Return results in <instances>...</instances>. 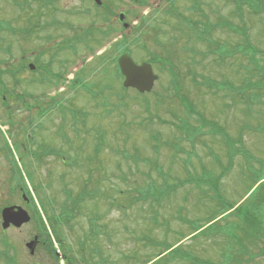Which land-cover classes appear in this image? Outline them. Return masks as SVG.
<instances>
[{
	"label": "rangeland",
	"instance_id": "1",
	"mask_svg": "<svg viewBox=\"0 0 264 264\" xmlns=\"http://www.w3.org/2000/svg\"><path fill=\"white\" fill-rule=\"evenodd\" d=\"M28 1L17 0L15 4L0 0V71L3 81L10 85L7 101L2 104L0 100V208L11 204L29 213L17 190L11 194L13 187L22 189L21 174L42 202L47 217L52 218L54 230L63 237L65 254L79 264H218L230 259L240 264H264V91L251 89L260 78L254 69L251 71L248 57L240 54L244 52L237 47L242 44L241 34L222 29L210 33L213 51L217 48L214 44H225L228 49L223 50L228 52L223 57L206 54L205 41L195 38L198 22H206L201 16L204 14L212 24L222 19L244 27L251 44L264 51V14L251 13L244 6L238 15L232 3L222 0H194L197 11L192 0H174L173 8L163 0H143L149 7L135 11L137 15L148 12L145 23L132 17L127 20L136 30L140 28L138 33L128 34L132 59L141 63L159 52L156 42L165 44L180 88L175 91L168 74L154 66L158 81L147 96L137 97L119 88L111 65L103 68L100 63V57L115 54L114 37L91 44L97 50L93 54L87 52L84 43L76 46V57L67 58V51L60 54L56 60L67 63L68 72L58 88L39 85V71L22 73V64L34 62L38 51L44 56L34 65L45 66L56 51L51 49L72 33L68 25L86 28L95 18L89 15L96 13L85 0H49L52 8L40 3L48 0ZM104 1L115 11L126 8L117 0ZM261 3L264 5V0ZM84 10L89 14H82ZM38 11L45 28L31 34L24 31L27 25L28 30L37 23L32 15ZM176 13L180 21L174 18ZM182 18L189 19L194 28L186 27ZM45 21L59 25L50 29ZM179 22L181 32L176 29ZM94 23L102 30L106 28L99 20ZM110 27L118 26L112 23ZM96 32L94 28L93 37H101ZM23 54L26 59L21 60ZM5 65L10 66L16 86L10 76H5ZM49 67L53 72L59 69L55 63ZM80 67L85 70L84 81L98 92L97 101L104 107L91 101L79 90L80 85L73 91L67 88L72 77H78L75 73ZM188 72L196 75L198 85L190 81ZM239 90L244 91L245 98L257 93L258 102L242 105L236 94ZM17 94L24 95V107L16 101ZM121 95L127 99L120 102ZM180 100L201 113L207 125H217L218 139L223 134L230 139L241 137L242 149L225 152L220 141L215 144L216 137L204 132L188 138L181 132L185 127L181 122L188 128L199 124L194 117H187ZM41 112L45 114L42 117ZM8 118L14 121L13 127ZM176 145L178 149L171 148ZM95 146L100 153L94 158ZM241 150L242 156L235 155L227 164ZM210 152L218 155L217 161ZM222 171L226 174L220 178ZM208 182L215 192L208 188ZM83 187L92 195L72 203ZM145 193L150 195L147 199L141 196ZM227 204L243 207L238 215L221 216ZM247 211L253 223L250 238L238 230L240 214ZM211 220L212 225L208 224ZM47 226L51 229L50 224ZM34 234L32 222L5 231L4 237L15 247L17 263L54 264L43 247L36 245L30 255L25 245ZM238 237L243 247L233 243ZM175 245L184 251L181 256L186 255V259L169 262L168 256L157 257Z\"/></svg>",
	"mask_w": 264,
	"mask_h": 264
},
{
	"label": "trees",
	"instance_id": "2",
	"mask_svg": "<svg viewBox=\"0 0 264 264\" xmlns=\"http://www.w3.org/2000/svg\"><path fill=\"white\" fill-rule=\"evenodd\" d=\"M13 1L16 4L17 1L16 0H13ZM222 1H225L228 4L232 3L233 6H234V13L238 14V15H240L242 13V9H243L244 6L247 9H249V11L251 13H255L256 14L258 12H261L262 14H264V5H262L261 0H222ZM25 2L28 4L29 1L25 0ZM172 2H173V4L170 3L171 6L169 8H173L174 1H172ZM194 3H195L194 0H192V4H193L192 8H193L194 11H197L196 8H195L197 6ZM174 15H175L174 18H176V19L179 18V14L176 13ZM202 15L205 17L206 22L205 21L204 22L203 21L198 22V30H197V33L195 35V38H196L197 41H205V43H206V45L208 47L207 48L208 51H207L206 54L215 53L216 55H218L220 57H223V55H225V54L228 55L227 54L228 52L225 53V54L223 53V50H228L226 48L225 44L224 45L214 44L215 46L217 45V48L215 49V51H213V49H211V46L214 43L211 40V38H210V33L212 31H214L216 29H222V30L229 31L230 33H233V34H241L242 44L237 46V47H240V48H238L239 50L243 49L244 52L240 53V54L246 55L248 57V59L250 61V64L252 66L251 71L254 69L256 71L255 72L256 75L260 78V80L258 81V83L256 85L251 86V89H256L257 90V89L261 88L264 91V51H261V52L257 51L256 48L251 44L250 37H249V34L247 33V30L244 29V27H236L230 22L222 21V19H220V21L216 22L215 24H212L207 16H205L204 14H201V16ZM182 20H183V23L185 24L186 27H188L190 29L194 28L193 25H192V22H190L189 19L182 18ZM179 24H180V22L178 23V27H176V29L181 31L182 29H181ZM96 33H97L96 35H99V36H100V34L102 36L106 35L105 33L100 32L99 28L97 29ZM88 36L89 37L86 38L83 41V43H85L87 46H89L92 43L93 44H97V42L100 40V38H98L99 39L98 40L97 38L93 37V32L92 31L89 32ZM79 41H81V40H79ZM231 49H233V48H231ZM258 56H260V58ZM7 68L8 67H5V69H7ZM248 71L249 70L246 69V72H248ZM6 72H8V73L5 74V75H9V76L11 75L13 77V79H15V77L12 75L10 70H6ZM2 78H3V73L0 71V83L1 82L3 83ZM192 79H193L192 81L194 82V84H196V79L195 78H192ZM172 80L175 83L176 82V77H172ZM2 83L0 84V95L4 96L5 94H7L6 91H8V88L10 87V85L9 84H4V83L2 84ZM249 83H250V81L248 79V82L246 83L247 84V89L249 87L248 86ZM174 86L176 88V85H174ZM225 86L226 85H222V87H225ZM243 92H244L243 90L242 91L239 90L236 93V94L240 95L242 105L245 103V104H248L250 106H253L254 104H256V102H258L257 100L259 99V95L257 93L251 92L250 94H248V97L245 98V96L243 95ZM263 94L264 93H262V95ZM188 112L191 113L192 110H189ZM211 125L209 126V125L205 124L204 122H202L198 127H200V130H203V129H205V127L206 128L208 127L207 131L205 133H209V134L217 133L218 132L217 125H212V126ZM177 128L180 129L179 127H177ZM185 129L187 131L188 126H186ZM242 130H244V127L242 128ZM231 161H232V159H230V163H231ZM223 174H224V172L222 173V175ZM218 179H220V178H218ZM19 182L21 183V188H22L20 190V192H22L26 196V198L28 199V206L31 209L32 223L34 224L35 236L39 240H41L43 243L45 241L46 249H47L48 254L51 255L56 260V258H55L56 257L55 256V250H54L53 245H52V243L50 241L45 222H44L43 218L41 217V215L39 214V212H38V210H37V208H36V206L34 204V201H33L32 197L30 195V191L28 190L27 185L25 184L24 180L21 177H19ZM261 184L262 183H260L258 185V188L261 187ZM207 186H208L209 189L213 188V185L210 182H208ZM16 190L17 189L15 187H13V191L11 192V194H15ZM211 190H213V189H211ZM87 194H89V193H87ZM84 195H86V194L84 193L83 195H79L77 200H81ZM142 197H143V199H147L148 198V196H142ZM40 206H41V209H42L41 213L46 217L45 219H46L47 223L50 224L51 230L53 231V234L57 235V233L53 230L52 225H51V222H53L52 218L50 219V218L47 217L46 211H45L44 206L42 205V203L40 204ZM242 207L243 206H239L232 213V215H238L236 213H239L240 209ZM248 212L249 211L245 212L241 216V218L243 219L242 226H244L245 228H241L240 227L238 229V230H240V232L242 234L244 233V237H247V238H249V236H252L250 230H252V228H253V223H252L251 218L249 217V213ZM63 215H65L64 212H63ZM208 224H210V222ZM204 231H205V229L202 232H204ZM4 234H5L4 232H1L2 236L0 237V261H2L3 264H18L17 263V258H16L15 247H14V245L11 243V241L7 237H4ZM261 235H263V234L261 233ZM233 243H236L237 245H242V243L240 241V238L238 239L237 242H233ZM241 247H243V245ZM166 250L169 251V248H167ZM169 253H170L171 257L174 258L178 254H180V249L176 248L175 250H172ZM61 254H62L63 259L66 260V264H70L69 259L66 257V255L64 253H62V252H61ZM234 260L235 259H230L229 262H226V263L222 262V263H218V264H240V263H238L237 261H234ZM197 264H215V263L207 261V263L202 262V263H197Z\"/></svg>",
	"mask_w": 264,
	"mask_h": 264
},
{
	"label": "water",
	"instance_id": "3",
	"mask_svg": "<svg viewBox=\"0 0 264 264\" xmlns=\"http://www.w3.org/2000/svg\"><path fill=\"white\" fill-rule=\"evenodd\" d=\"M99 4V0H93ZM118 64L120 66L121 74L124 76V86L133 87L139 93L149 92L157 77L153 75L150 64H142L137 67L128 54L120 57ZM2 228L7 229L10 225L19 228L29 221V217L25 211L19 207L4 208L1 212ZM31 245V244H30Z\"/></svg>",
	"mask_w": 264,
	"mask_h": 264
},
{
	"label": "flooded vegetation",
	"instance_id": "4",
	"mask_svg": "<svg viewBox=\"0 0 264 264\" xmlns=\"http://www.w3.org/2000/svg\"><path fill=\"white\" fill-rule=\"evenodd\" d=\"M121 2H123L126 5V8L123 10H117L115 11L111 5L107 6V21L108 23H117V25H123V24H130L128 23V19L129 18H135L136 20L141 19V21H144L147 19V14L148 12H141V15H137V12L135 10L137 9H144V8H148L149 5L147 2L145 1H141V3L138 1L134 2V1H129V0H120ZM134 9V10H132ZM157 9V8H156ZM155 10L152 8L150 9V12L153 14ZM123 15V17H121L120 15ZM144 16V17H143ZM149 17V16H148ZM113 29H117V28H113ZM125 33L126 34H133L135 32L133 27H128L125 29Z\"/></svg>",
	"mask_w": 264,
	"mask_h": 264
}]
</instances>
